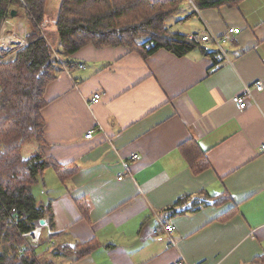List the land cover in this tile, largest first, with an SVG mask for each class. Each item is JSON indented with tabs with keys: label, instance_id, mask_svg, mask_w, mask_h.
I'll return each instance as SVG.
<instances>
[{
	"label": "crops",
	"instance_id": "0c3cea01",
	"mask_svg": "<svg viewBox=\"0 0 264 264\" xmlns=\"http://www.w3.org/2000/svg\"><path fill=\"white\" fill-rule=\"evenodd\" d=\"M148 1L176 2L168 28L199 47L144 56L88 45L58 65L42 110L44 155L79 169L63 180L49 168L33 194L50 210L52 243L92 250L80 260L69 250L39 256L54 264H252L264 255V90L244 110L233 99L264 83V0L205 9L195 0ZM23 12L11 20L19 29ZM208 34L221 46L202 41ZM165 224L175 231L155 236Z\"/></svg>",
	"mask_w": 264,
	"mask_h": 264
},
{
	"label": "trees",
	"instance_id": "16d2710c",
	"mask_svg": "<svg viewBox=\"0 0 264 264\" xmlns=\"http://www.w3.org/2000/svg\"><path fill=\"white\" fill-rule=\"evenodd\" d=\"M23 1L33 17L31 28L35 32L28 47L5 55L0 63V264H54L39 256L37 250L44 245L48 247L46 255L65 256L69 250L80 260L91 252V244L49 246L54 237L46 238L45 229L38 246L30 247L22 236L50 219L49 208L39 205L32 192L44 172L54 167L61 179L69 180L79 169L74 164L59 165L44 155L48 144L42 110L47 105V87L56 78L59 65L48 41L52 43L54 37L56 44L63 46L59 52L65 61L88 45L125 47L144 56L166 49L185 56L199 44L168 28L176 2L152 5L148 0H58L56 14L51 16L48 0H0V29L5 18H12L13 10L17 17L24 11ZM239 1L195 0L200 9ZM46 19L58 22L48 28V41L38 31V24ZM33 145L34 152L25 156V148ZM205 162L198 163L197 171L207 167ZM10 214L25 218L8 227L5 220ZM252 264H264V255Z\"/></svg>",
	"mask_w": 264,
	"mask_h": 264
},
{
	"label": "built area",
	"instance_id": "2783aa9c",
	"mask_svg": "<svg viewBox=\"0 0 264 264\" xmlns=\"http://www.w3.org/2000/svg\"><path fill=\"white\" fill-rule=\"evenodd\" d=\"M23 5L25 7L24 12L26 16V25L23 28H17L9 18H5L2 22L0 29V63L3 61L5 55L12 53L18 49L26 48L30 45V38L32 36V32L30 31L33 17L26 3L23 1ZM58 24L57 20H49L46 19L43 23L38 24V31L42 38H45L48 41V28L50 26H56ZM12 26L11 31L7 32V28ZM239 29H234L231 32H228L224 36V40H229L232 38L233 34H239ZM190 40H195V37H190ZM209 40H213L218 46H221V38L210 34L203 36L202 41L206 42ZM52 51L57 57L56 63L59 65H65L63 62V58H60L58 53L59 50H63V46L61 44L58 45V48L48 41ZM81 67H84L83 65ZM264 90L263 81H257L253 86H246L244 92L241 95L236 96L233 101L239 107L240 110H244L247 108L249 101L254 98V92H262ZM101 100V94H95L91 99V103L97 104ZM94 136V132L91 130L87 133L86 139H92ZM261 151H264V144L261 146ZM139 154H133L131 160L136 161L139 159ZM25 217L16 216L14 214H10L6 220V226L16 225L19 221L23 220ZM48 221L43 220L38 223L35 229L31 232L23 234V238L26 240L28 246L34 247L38 246L41 236L45 229H47ZM175 231V228L172 224H165L154 231L155 236H162L163 233L167 235H171ZM55 243H51L50 246H54ZM181 264V263H179Z\"/></svg>",
	"mask_w": 264,
	"mask_h": 264
},
{
	"label": "rangeland",
	"instance_id": "374dc122",
	"mask_svg": "<svg viewBox=\"0 0 264 264\" xmlns=\"http://www.w3.org/2000/svg\"><path fill=\"white\" fill-rule=\"evenodd\" d=\"M51 8H56L54 11H53V9H51ZM58 9V0H48L47 1V10H48V12H55L56 10ZM24 13V12H23ZM25 14V13H24ZM50 15V14H49ZM22 18V15L20 14L18 17H16L15 19L18 21V20H20ZM10 20H12L13 18H9ZM49 20H54V19H49ZM30 31L32 32V35L34 34L33 32H35L32 28H30ZM32 37V36H31ZM31 39V38H30ZM54 40V41H53ZM56 40H55V38L54 37H52V43H53V45L55 46V47H57L58 48V45L56 44V42H55ZM50 46V45H49ZM52 50V49H51ZM53 52V51H52ZM58 53V55H59V57L60 58H63V56H62V53L61 52H57ZM53 55H54V58H55V60L57 61V57L55 56V54H54V52H53ZM65 61V58H64V60H63V62ZM59 63V62H58ZM34 149H35V146L33 145V146H27V148H25V150H24V155L25 156H29V155H31V153L32 152H34ZM36 190H38V186H36V188H33V190H32V192L33 193H36ZM47 221H49V220H47ZM49 236H50V234L47 232V234H46V238H49ZM51 241H50V244H49V246L51 245ZM35 247V246H34ZM46 249H47V246L46 245H44L43 247H40L39 248V250H37L38 251V253H40V251L41 252H44V251H46ZM0 250H3V246L1 245L0 246ZM48 259V258H47Z\"/></svg>",
	"mask_w": 264,
	"mask_h": 264
},
{
	"label": "water",
	"instance_id": "95a60500",
	"mask_svg": "<svg viewBox=\"0 0 264 264\" xmlns=\"http://www.w3.org/2000/svg\"><path fill=\"white\" fill-rule=\"evenodd\" d=\"M17 15H18V12L16 10H13L11 14L12 18H16Z\"/></svg>",
	"mask_w": 264,
	"mask_h": 264
}]
</instances>
